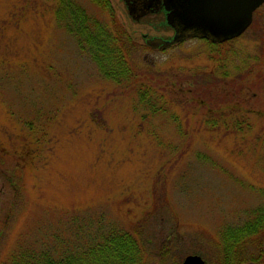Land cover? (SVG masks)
I'll use <instances>...</instances> for the list:
<instances>
[{"label":"rangeland","instance_id":"rangeland-1","mask_svg":"<svg viewBox=\"0 0 264 264\" xmlns=\"http://www.w3.org/2000/svg\"><path fill=\"white\" fill-rule=\"evenodd\" d=\"M110 1L146 45L128 83L81 47L59 0H0V264L59 236L94 243L101 220L141 231L146 264H218L223 229L264 209V3L232 42L161 49L147 41L173 37L163 11L134 19Z\"/></svg>","mask_w":264,"mask_h":264},{"label":"trees","instance_id":"trees-1","mask_svg":"<svg viewBox=\"0 0 264 264\" xmlns=\"http://www.w3.org/2000/svg\"><path fill=\"white\" fill-rule=\"evenodd\" d=\"M59 1V17L69 16V31L78 36L81 47L90 53L103 73L125 83L135 75L144 74L138 69L134 56L146 45L132 37L117 18L110 0H93L110 13L111 23L104 25L73 0ZM98 225L101 233L94 243L64 246L59 236L56 238L58 246L52 243L45 248L18 247L5 264H146L141 231L135 234L111 222L104 227L102 220ZM175 248H166V253L171 254ZM248 261L264 262V209L256 210L242 226H230L222 231L218 264H243Z\"/></svg>","mask_w":264,"mask_h":264},{"label":"water","instance_id":"water-1","mask_svg":"<svg viewBox=\"0 0 264 264\" xmlns=\"http://www.w3.org/2000/svg\"><path fill=\"white\" fill-rule=\"evenodd\" d=\"M134 19L147 14L125 0ZM167 11V22L176 30L170 40H148L154 47H166L182 39L200 36L223 42L240 36L253 22L254 12L264 0H159ZM144 10V11H143ZM180 264H209L199 254H188ZM244 264H264L249 261Z\"/></svg>","mask_w":264,"mask_h":264},{"label":"flooded vegetation","instance_id":"flooded-vegetation-1","mask_svg":"<svg viewBox=\"0 0 264 264\" xmlns=\"http://www.w3.org/2000/svg\"><path fill=\"white\" fill-rule=\"evenodd\" d=\"M124 2H125V4H126V6H127V3H126V1L124 0ZM130 4H131V6H135V8L136 9H138V10H141V9H144V7H147V12L148 13H150V12H158V11H163V12H161V13H164L165 14V16H166V13H167V11H166V9H165V7L162 5V2H159V0H130ZM144 11V10H143ZM174 31H175V33H174V35L176 34V30H175V28H174ZM174 35H173V37H174ZM173 37H171V38H162V37H156V38H158V39H160V40H170V39H172ZM186 39V38H185ZM206 39H208V38H206ZM183 40V39H182ZM181 40V41H182ZM208 40H210V39H208ZM212 41V40H211ZM180 42V41H179ZM178 44V43H177ZM173 45H175V44H170V45H168V46H173ZM168 46H166V47H168ZM163 48H165V47H163Z\"/></svg>","mask_w":264,"mask_h":264},{"label":"bare ground","instance_id":"bare-ground-1","mask_svg":"<svg viewBox=\"0 0 264 264\" xmlns=\"http://www.w3.org/2000/svg\"><path fill=\"white\" fill-rule=\"evenodd\" d=\"M128 8V7H127ZM161 49H164L163 47H160ZM166 48V47H165Z\"/></svg>","mask_w":264,"mask_h":264}]
</instances>
